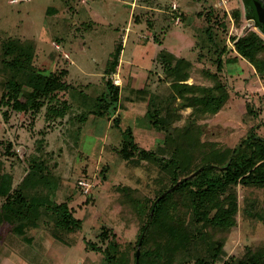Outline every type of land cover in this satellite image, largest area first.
<instances>
[{
    "label": "rangeland",
    "instance_id": "1",
    "mask_svg": "<svg viewBox=\"0 0 264 264\" xmlns=\"http://www.w3.org/2000/svg\"><path fill=\"white\" fill-rule=\"evenodd\" d=\"M253 1L264 9V0H137L131 19L129 6L122 0H16L14 3L0 0V75L7 80L16 78L23 84L20 100L30 92L31 83L24 65L22 68L9 66L14 56L23 54L28 73L32 72L30 68L44 77L67 72L62 78L66 89L55 93L54 99L35 117V134L31 136L21 128L29 121L28 115L23 113L13 115L9 125H0L3 131L0 152L8 144L12 146L11 152H15V156L0 160V172H4L2 176L12 177V187L19 184L27 171V162H20L21 156L29 158L40 154L35 150V140L41 138L37 137L41 136L37 132L48 128L42 134L45 136L43 153L48 170L58 178L55 200L65 203L73 217L81 221L80 228L70 232L60 228L54 237L51 234L54 222L47 221L43 214L40 222H31L32 228L24 227L23 236H31L30 243L24 244L10 233L13 236L9 239L16 243L11 247L3 243L7 241L5 224L0 228V243L8 249L7 252L0 249V264H100L99 255L91 251L87 243L100 245L98 238L104 228L111 229V249L115 243L119 246L116 250L132 249L138 226L135 217L126 213L125 196L131 199L143 194L152 198L158 186L154 182L158 174L157 168L147 162L130 166L121 159V136L113 126V119L120 118L121 128H132L135 143L144 150L156 149L162 143L164 135L155 131L144 118V100L148 93L167 99L172 91L171 80L164 78L158 64L151 61L152 55L161 49L190 59L193 82L211 86L199 72L216 70L215 46L208 37L219 45L228 46L222 57L220 80L228 88L229 100L215 116L199 121L202 138L232 147L255 126L258 136L264 138V78L245 60L235 58L232 43V38H241L252 31L264 39V25L255 17ZM168 4L170 8L175 5L174 15L179 11L184 14L182 23L187 25V36L180 35L181 28L176 27L162 33L160 24L169 25L171 16L157 9H166ZM234 12L239 13L237 21ZM138 18L142 21L140 26L134 24ZM147 19L151 26L145 22ZM248 19L254 20V26L248 25ZM128 21L132 25L129 24L126 31ZM173 22L177 25L175 20ZM154 32L162 40V46L146 42L136 46L138 37L150 41ZM7 43L11 50L9 55L4 54L3 44ZM119 46L124 47L123 60L132 57L134 65H153L151 70L155 73L147 79L137 78L143 77L145 71L137 72L133 67L134 71L129 74L125 62V71L112 74L113 55ZM108 81L118 87V103L113 107L116 111L110 117L89 115L97 108L95 101L106 94ZM141 89L147 93H139ZM49 108L65 113L63 117L47 116ZM123 109L130 113H121ZM251 110L258 112L257 119L251 118ZM132 113L137 116L135 121ZM188 113L189 109L182 111L183 118ZM195 166L196 163L193 169ZM125 188L131 191L122 192ZM235 194L236 223L224 243L223 260L217 264L229 258L239 260L249 248L264 243V225L258 219L264 217V193L260 189L238 186Z\"/></svg>",
    "mask_w": 264,
    "mask_h": 264
},
{
    "label": "trees",
    "instance_id": "2",
    "mask_svg": "<svg viewBox=\"0 0 264 264\" xmlns=\"http://www.w3.org/2000/svg\"><path fill=\"white\" fill-rule=\"evenodd\" d=\"M179 15L183 22L184 14ZM233 16L236 21L239 19L238 12H234ZM174 19L175 15L171 17L168 28L173 26ZM208 39L215 46L213 54L216 59L213 63L216 70L205 69L199 72L203 73L205 80L211 82V86L189 85L187 82L192 77V62L165 49L160 51L172 91L167 99L151 96L146 105L145 118L155 131L164 135L156 149L147 151L138 147L132 128H121L120 118L113 119V126L121 136V159L130 166H139L144 161L157 168L158 175L154 182L158 186L152 198L138 194L130 199L124 195L127 201L126 213L135 217L138 226L132 249L116 250L119 247L116 243L111 249V229L108 228H104L99 235L100 245L87 243V247L99 255L100 264H135L141 237L138 264L221 263L225 255L224 243L236 223L238 206L235 189L243 186L260 189L264 193V138L258 136L257 126L251 127L246 136L232 147L202 138L199 121L215 116L229 100L228 88L220 80L224 63L222 57L228 46L217 44L211 36ZM154 40L160 44L155 32ZM232 43L235 58L245 60L260 78H264V39L252 31L241 38H232ZM4 44V54L9 55L10 45ZM120 52L119 46L113 55V69L117 66ZM24 62V56L20 53L14 56L9 66L22 68L24 65L27 77L29 74L30 92L20 100L23 84L16 78L6 79L0 97V111L4 125H9L17 113L28 115V123L24 126L22 124L21 128L32 136L35 134V117L54 99L55 93L66 89L62 78L67 72L64 70L44 77L35 74L33 68L28 73ZM195 71L198 70L195 68ZM106 86V94L95 101L97 108L89 112V115L110 117L116 111L113 107L118 103V87L110 81ZM186 109H189V113L183 118L182 111ZM47 110V116L54 114L63 117L65 113L55 108ZM249 115L253 120L258 118V112L254 110ZM47 130L45 127L37 132L41 135L37 137L41 138L35 140V150L40 154L29 158L21 156L20 162H27V171L19 184L12 187V177L8 174L2 176L4 172H0V228L6 224L8 228L5 233L15 234L27 244L32 237L23 236L24 227L30 228L31 222H40L43 214L47 221L54 222L55 228L51 232L54 237L60 228L70 232L81 226V221L73 217L69 207L55 200L58 178L48 170L43 153L45 136L42 134ZM11 148L8 144L0 152L1 161L4 157L15 156ZM197 170L199 172L196 175L189 177ZM178 182L181 183L174 187ZM130 191L129 188L122 190L126 194ZM151 211L153 215L150 220ZM258 219L264 225V217ZM223 264H264V243L249 248L241 259L229 258Z\"/></svg>",
    "mask_w": 264,
    "mask_h": 264
},
{
    "label": "crops",
    "instance_id": "3",
    "mask_svg": "<svg viewBox=\"0 0 264 264\" xmlns=\"http://www.w3.org/2000/svg\"><path fill=\"white\" fill-rule=\"evenodd\" d=\"M119 1V0H118ZM128 1H130V2H125L124 0H122V2H124L126 5H128L129 6V8H128V15H129V17L131 18V19H133V14H134V10H135V8L137 7L136 6V1L137 0H128ZM168 6H169V4H168ZM158 8H159V6H158ZM161 8V7H160ZM162 9V8H161ZM157 11L159 12V13H168L171 17H174V12L172 11V8H170V7H167L166 9H163V10H158L157 9ZM153 12H155L154 10H153ZM179 14L181 13L180 11L178 12ZM154 13H152V15H153ZM178 14V15H179ZM151 15V14H150ZM179 17H180V15H179ZM136 23H134L135 25L137 24V25H139L142 21L140 20L139 21V18L137 19V20H134ZM147 21V24H149L150 26H151V24H150V22H149V19H147V20H145V22ZM156 21V19L154 20V22ZM174 23V22H173ZM184 23V22H183ZM182 23V21H180L177 25H175L174 26V24H173V26H171V27H169L168 28V26L169 25H162V24H160V29H161V31L163 32L164 30H166V28H168V30H167V32H169L172 28H174V27H176V28H181L180 30H181V32H180V35H183V37H185V36H187V30H188V28H187V25H184ZM129 24H131V22L130 21H128V23L125 25L126 26V31L128 30V28H129ZM182 24V25H181ZM132 25V24H131ZM136 25V26H137ZM179 25H181V26H179ZM140 26V25H139ZM131 31V30H130ZM129 31V32H130ZM136 37H137V35H136ZM185 39V38H184ZM190 39V38H189ZM191 40V39H190ZM124 42H125V40H123ZM136 41H138V44H136V46L137 45H139L140 43H144V42H146V43H153L154 45H157L158 47L159 46H162V40L160 41V39H159V41H160V44H158V43H156L155 42V40H154V38L152 39V40H143V39H141V38H137V40ZM122 48H124L123 46H122ZM121 48V52H120V60H119V57H118V60H117V66L114 68V69H112L111 70V73L112 74H115V72L116 73H121L122 71H125L123 68H125L124 67V63L125 62H127V72H129V74H130V72H132V71H134L133 70V67H136L137 69L135 70V71H145L144 73H143V77L141 76V77H137V78H145V79H147V78H150V74L151 73H155V71H153V70H151V69H153L152 68V66H144V67H140L139 65H134L133 64V62H134V59L132 58V57H130L128 60H123L122 59V55H123V49ZM162 50V49H161ZM161 50H159V51H157V52H155V54H153L152 55V59H151V61H152V64H154V63H157L158 64V69H161V72H162V74L164 75V78H166L167 79V77H166V75H165V68H164V66L162 65V59L160 58V51ZM169 52V51H168ZM172 53V52H171ZM174 54V53H173ZM176 55V54H175ZM176 56H179V55H176ZM159 58L161 59V61L159 60ZM187 59V58H186ZM188 60V59H187ZM190 60V59H189ZM119 62V63H118ZM138 64V63H137ZM125 65V66H126ZM195 65V64H194ZM195 77V76H194ZM5 81H6V78H5V76H2V75H0V97H1V94H2V92H3V88H4V84H5ZM166 82V81H165ZM189 85H191V84H195V85H205V86H207L206 84H198V82H193V77H191L189 80H188V82H187ZM165 86H166V83H163ZM139 93H147V91H144L143 89H141V90H139ZM138 94V93H137ZM151 96H153L151 93H148L147 94V99H145L144 100V102H146L145 104L147 105V102H148V99L151 97ZM155 97V96H154ZM145 110H146V107H145ZM125 112V114L127 113H130V112H128V110L127 111H124V109L123 110H121V113H124ZM121 115V114H120ZM119 115V116H120ZM132 115H133V121H135L136 119H137V116L135 115V114H133L132 113ZM123 116H121V118H122ZM144 118H145V114H144ZM0 119H1V111H0ZM123 119V118H122ZM124 121V120H123ZM132 124V123H131ZM0 125H4V123L3 122H1L0 123ZM1 129V128H0ZM2 130V129H1ZM1 130H0V133L2 134L3 133V131L1 132ZM1 134H0V136H1ZM5 235V238H6V240L7 241H5V242H3V243H6V245H9L10 247L11 246H13L14 244H16L15 243V241L14 242H12L11 241V239H9V237L10 236H13L12 234H10V233H4ZM17 237L15 236V238L13 239V240H15ZM9 241H11V242H9ZM8 242V243H7ZM23 242V241H22ZM3 243H0V249L1 250H3V252L5 251V252H7V246L6 245H4ZM24 243V242H23ZM25 244V243H24ZM15 246V245H14ZM1 252L2 251H0V255H1ZM5 254V253H4Z\"/></svg>",
    "mask_w": 264,
    "mask_h": 264
},
{
    "label": "water",
    "instance_id": "4",
    "mask_svg": "<svg viewBox=\"0 0 264 264\" xmlns=\"http://www.w3.org/2000/svg\"><path fill=\"white\" fill-rule=\"evenodd\" d=\"M253 6H254V12H255L256 19L259 22L261 21L263 23V25H264V9H261L258 4H253ZM263 34H264V31H263ZM198 172H199V170H197L196 172H194L193 174H191L189 177H192V176L196 175ZM180 183L181 182H178L174 187H177ZM170 191H171V189L168 190V192H170ZM158 200L159 199H157V201ZM152 215H153V211H151V213H150V220L152 219ZM141 239H142V237H141ZM141 239H140V241L138 243L137 250H136V254H135V257H136L135 264H138V258H139V254H140Z\"/></svg>",
    "mask_w": 264,
    "mask_h": 264
},
{
    "label": "built area",
    "instance_id": "5",
    "mask_svg": "<svg viewBox=\"0 0 264 264\" xmlns=\"http://www.w3.org/2000/svg\"><path fill=\"white\" fill-rule=\"evenodd\" d=\"M215 2H224V0H214ZM11 2L12 3H14V2H16V0H11ZM253 4H256V2H252V6H253ZM259 5V4H258ZM260 6V8L261 9H263L262 7H261V5H259ZM172 10L174 11L175 10V5H173V8H172ZM175 24H178L179 22H180V17H179V15L177 14V15H175ZM247 23H248V25H253L254 26V20L253 19H248L247 20ZM58 48V47H57Z\"/></svg>",
    "mask_w": 264,
    "mask_h": 264
}]
</instances>
